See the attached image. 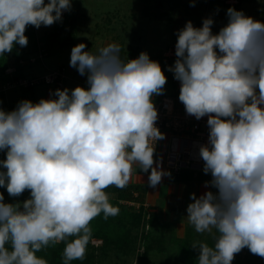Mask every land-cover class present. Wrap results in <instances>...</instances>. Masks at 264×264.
I'll use <instances>...</instances> for the list:
<instances>
[{"label":"clouds","instance_id":"9594fccd","mask_svg":"<svg viewBox=\"0 0 264 264\" xmlns=\"http://www.w3.org/2000/svg\"><path fill=\"white\" fill-rule=\"evenodd\" d=\"M71 8L72 0H0V55L27 46L28 26H52ZM226 15L216 33L210 17L201 27L186 22L168 67L186 114L207 116L199 156L211 175L205 187L215 191L192 193L186 218L196 233H215L212 245H191L197 264H232L244 248L264 258V22L232 7ZM86 47H72L70 67L86 75L87 88L0 108V188L11 197L30 192L16 203L0 192V264H48L37 253L59 242L64 264L83 260L91 222L119 213L107 188L127 187L134 165L150 170L152 188L171 176L154 159L165 139L153 101L167 83L161 65L147 52L122 58L114 43Z\"/></svg>","mask_w":264,"mask_h":264},{"label":"rangeland","instance_id":"374dc122","mask_svg":"<svg viewBox=\"0 0 264 264\" xmlns=\"http://www.w3.org/2000/svg\"><path fill=\"white\" fill-rule=\"evenodd\" d=\"M174 1L177 0H72L71 11L63 12L62 21H58L49 27L42 25L39 29L33 26L32 28L35 41L42 43V41L50 39V33L53 27L63 26L64 21L71 18L73 19L74 24L73 28H71L72 33L74 34L73 42L69 45L50 49L49 53L41 60H35L33 65H23L20 71L24 72L26 77H33L54 69L55 67H64L65 78H63V89H74L77 85L68 79L66 76L67 73L78 79H83L80 81L79 85L86 83L87 77L86 75L81 76L75 68L70 67V54L72 47L79 43H84L87 46L85 50L95 52L98 49L95 48L96 46L94 42H98L99 40L102 41L103 38L106 42L108 40L110 43L114 41L120 44L125 59H134L137 58L141 52H147L150 59L159 62L162 71L167 76L166 72L168 71V67L173 63L171 61H168V63L165 61L162 62L160 52L166 46H175L177 41L176 35L175 37L171 36L170 38L164 37L166 35V33H164L165 29L171 28V23L169 22L172 19L170 18L172 13H170L169 7ZM205 1L206 0H202V3L199 1L198 5L203 7V2ZM180 3H182L181 6H183L190 4L191 2L182 0L179 1V5ZM210 3L215 7H221L220 4H218L220 1H211ZM230 3V6L238 11L241 9V5H246V9H243L245 15L264 22V0H231ZM199 13L200 10H197L195 14L197 19H200L198 17ZM211 16L210 13H207V18H211ZM158 19H162L166 22L163 28H157V23L159 22L156 20ZM216 22L217 21H214V23ZM196 27H198V25ZM213 29L214 28L212 27V30ZM140 37H142L140 40H143L144 44L143 41L142 43L138 42ZM136 44L139 46L141 45L140 47L143 45L142 48H138L140 52L137 49ZM20 50L23 54V56H21L22 58L33 54L29 42L26 47H20ZM175 59L176 58H173L172 60ZM16 61V58L11 56L8 60V64L15 66ZM2 85L3 83L0 81L1 89ZM48 89L51 90L52 88L46 84L39 83L31 89L16 86L7 87L3 89V93L5 101L11 104L14 110L18 103L23 100H30L33 103H37L41 98L46 99L45 92L42 93V91ZM165 90H168L167 86H165ZM4 158H6V153L0 152V159ZM0 192L4 195L5 203L22 202L30 198V192L27 190L19 197L9 196L6 188H0ZM107 194L113 196L112 193ZM138 203L139 201H136V204ZM120 204L127 207L132 206L123 200H120ZM133 237L130 248L126 252L121 253L113 249L107 250L105 253L98 254L97 264H135V262L136 264H142L140 263L142 259L139 258V255L143 249L138 251L140 248L139 243L142 242L138 241V235L133 234ZM153 254L155 256V252H153ZM147 259L149 260L150 258ZM233 261L232 264H262L264 258L255 256L247 248H244L235 256ZM181 263L182 262H180L178 257L170 254L166 257L165 261H161L160 264Z\"/></svg>","mask_w":264,"mask_h":264},{"label":"crops","instance_id":"0c3cea01","mask_svg":"<svg viewBox=\"0 0 264 264\" xmlns=\"http://www.w3.org/2000/svg\"><path fill=\"white\" fill-rule=\"evenodd\" d=\"M179 1H174V3H172L169 7L170 13H172L170 18L172 19L169 22L171 23V28H166L164 31V33H166L164 37L166 38H170L171 36L175 37L177 31L183 28L186 22L188 21H191L195 27L197 25L198 27H201L203 20L207 18V13H210L212 15L211 18H214V21H217L212 26L214 28L212 30L213 33L218 32L220 28L227 23V15L224 12H227V9L231 7V0H206L207 2H203V7L198 5V2L200 1L202 3V0H195L194 6L193 0H185L186 2L190 1L191 3L183 6H181L182 3H180L179 5ZM211 1H220V3L218 4H220L221 7H215L212 3H210ZM240 8V10L243 11V9H246V5H241ZM197 10H200V13L198 15L200 19L196 18L195 14ZM156 21L159 23H157ZM156 21L155 22L157 23V28H163V26H165L166 24V22H164V20L162 19H158ZM141 38L142 37H140L138 41L140 43H142L143 41L140 40ZM73 40L67 44L54 45L51 47V49L55 47L69 45L73 42ZM113 43L118 44L114 41L110 43V41L108 40L106 42L103 38L102 41L99 40L98 42H94L96 49H100L104 46H107L108 44ZM118 45L122 49V46L120 44ZM136 46L137 49L143 47V45L142 47H140L141 45L139 46L137 44ZM160 57L162 62L165 61L168 63V61H171L174 64L175 60L172 59L176 58L175 46L164 47L160 52ZM173 64H170V66ZM166 73L167 83L165 86L168 87V90H164L163 94L161 95L172 96L173 111L177 113L186 114L184 105L179 101L180 82L178 80L176 82L171 81L170 77L172 72L167 71ZM66 76L77 86L79 85L80 81L83 80L78 79L77 77H74L72 75H68V73ZM49 91V89L42 91V93L45 92L46 99L57 98L49 96ZM158 96H154L153 99ZM191 117L195 118L194 116ZM203 119H207V116L203 117ZM162 133L165 134V139L158 141L157 146L155 148L154 159L160 162L162 169L170 172L171 176L163 177L161 183L155 188H152L148 184V175L150 174V170L149 173H144L138 168V166L134 165L133 172L128 183V185L135 184L140 185L143 188L141 199L137 205L141 206L143 209L142 211L147 213L148 216L146 219H149L150 221L146 222V238L144 239L142 238V235H139V237H141H138V241L147 244V251L145 254L146 257L152 259L154 263L158 264H160L161 261H165L166 257H168L170 254L180 259L178 255V250L180 249L183 243L192 245L195 241L204 242L205 240L212 238L214 234V230L213 233H196L194 227L188 223L186 218L187 206L189 205V203L193 202L190 199V195L192 193H195L198 198L200 195L204 194L208 190L215 191V189L205 187V181H210L211 175L205 174L203 171L193 174L189 170H181L178 172H171L170 170H168L163 163L166 133ZM123 201L128 204H130V202H134L130 200ZM142 243L139 244L143 245ZM153 252H155V256ZM180 262L182 261L180 260ZM262 264H264V261L262 262Z\"/></svg>","mask_w":264,"mask_h":264},{"label":"trees","instance_id":"16d2710c","mask_svg":"<svg viewBox=\"0 0 264 264\" xmlns=\"http://www.w3.org/2000/svg\"><path fill=\"white\" fill-rule=\"evenodd\" d=\"M73 19L68 18L64 21L63 26L53 27L50 33V39L38 43L34 39V31L32 26H28L25 35L28 37V42L31 44V49L34 55L39 49L45 51L47 54L54 45H62L70 43L74 34L71 28H73ZM121 49V48H120ZM29 55V56H31ZM11 56L16 58V65L8 64V60ZM23 56L20 46L17 44L11 53L0 55V81L3 83L6 80H15L19 77H25V73L20 71L23 65H29L28 63H18V60L26 61L29 56L22 58ZM121 57L124 58V54L121 49ZM7 66H12L13 70L11 73H4V69ZM174 76L171 73V81ZM21 87V86H20ZM34 86H26L23 88L31 89ZM49 96L54 97L52 93L55 92L56 86L51 87ZM4 90L0 89V108L5 111H12L13 107L11 104L5 101ZM106 193H112L113 196H109L110 203L119 209V213L116 216H110L104 219L103 213L97 216L90 224L92 229V239L87 246L85 258L83 260H74L69 264H97L98 254L105 253L107 250L113 249L121 253L126 252L130 248V244L133 240V234L142 235V238L147 236L146 230L142 228V207L134 208L133 206L127 207L120 204V200L140 201L143 188L140 185H127L124 189L116 188L115 186L109 187ZM133 193H135L133 195ZM146 219L144 222H149ZM143 222V223H144ZM133 230V231H132ZM215 233V230H214ZM141 237V236H140ZM139 237V238H140ZM93 240H99L97 245L93 244ZM203 242V241H202ZM209 245L214 243V234L212 238L205 240ZM65 247L64 242H59L55 245H50L43 251L37 253L38 256L47 260L48 264H64L63 261V249ZM142 252L139 258L142 259V264H158L146 259L147 244L142 245ZM178 255L182 264H197L198 250L194 249L191 245L183 243L178 250ZM139 261V260H138ZM234 262V261H233ZM136 264V262H135ZM239 264V263H235Z\"/></svg>","mask_w":264,"mask_h":264},{"label":"built area","instance_id":"2783aa9c","mask_svg":"<svg viewBox=\"0 0 264 264\" xmlns=\"http://www.w3.org/2000/svg\"><path fill=\"white\" fill-rule=\"evenodd\" d=\"M47 53L38 50L34 55L28 57L26 61L18 60V63H28L33 65L35 60H41ZM13 70L12 66H7L4 73L9 74ZM63 67H55L47 72H43L33 77H19L15 80H6L3 82L2 90L9 87H26L35 86L39 83L46 84L49 87L56 86L63 88V78H65ZM172 81L177 80L172 77ZM87 88L88 84L82 83L79 85ZM1 89V88H0ZM154 105L158 110V120L156 126L161 132L166 133L165 150L163 155V163L171 172L181 170H189L193 174L203 171V161L199 156V147L208 142V127L207 119L201 118L197 120L187 114L177 113L173 111V97L170 95H159L153 99ZM158 141L156 142L155 148ZM135 193H133L134 195ZM135 207L138 205L135 202H130ZM147 213L142 211V228L147 230V223L144 222L147 218ZM144 222V223H143ZM94 245L99 243V240L92 241ZM142 250V245L138 251Z\"/></svg>","mask_w":264,"mask_h":264}]
</instances>
